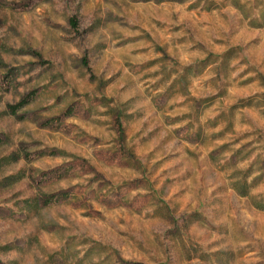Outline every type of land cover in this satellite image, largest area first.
Returning <instances> with one entry per match:
<instances>
[{"label":"rangeland","instance_id":"1","mask_svg":"<svg viewBox=\"0 0 264 264\" xmlns=\"http://www.w3.org/2000/svg\"><path fill=\"white\" fill-rule=\"evenodd\" d=\"M260 201L264 0H0V264H264Z\"/></svg>","mask_w":264,"mask_h":264},{"label":"crops","instance_id":"2","mask_svg":"<svg viewBox=\"0 0 264 264\" xmlns=\"http://www.w3.org/2000/svg\"><path fill=\"white\" fill-rule=\"evenodd\" d=\"M249 18H247V20H248ZM212 65V64H211ZM211 65H209V66H211ZM264 206V203H263V201H260L259 203L257 202V208H258V210L259 209H262V207Z\"/></svg>","mask_w":264,"mask_h":264}]
</instances>
